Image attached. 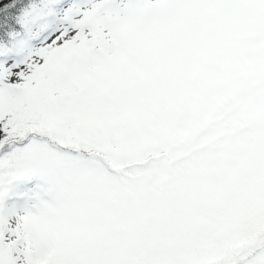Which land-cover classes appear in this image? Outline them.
Instances as JSON below:
<instances>
[{"label":"snow or ice","instance_id":"6c2138e0","mask_svg":"<svg viewBox=\"0 0 264 264\" xmlns=\"http://www.w3.org/2000/svg\"><path fill=\"white\" fill-rule=\"evenodd\" d=\"M0 264H264V0H0Z\"/></svg>","mask_w":264,"mask_h":264}]
</instances>
